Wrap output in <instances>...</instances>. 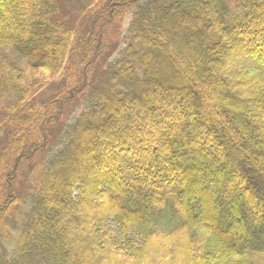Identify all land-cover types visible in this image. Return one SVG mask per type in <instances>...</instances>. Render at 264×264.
I'll return each instance as SVG.
<instances>
[{
    "label": "trees",
    "instance_id": "16d2710c",
    "mask_svg": "<svg viewBox=\"0 0 264 264\" xmlns=\"http://www.w3.org/2000/svg\"><path fill=\"white\" fill-rule=\"evenodd\" d=\"M0 264H264V0H0Z\"/></svg>",
    "mask_w": 264,
    "mask_h": 264
},
{
    "label": "rangeland",
    "instance_id": "374dc122",
    "mask_svg": "<svg viewBox=\"0 0 264 264\" xmlns=\"http://www.w3.org/2000/svg\"><path fill=\"white\" fill-rule=\"evenodd\" d=\"M131 17H132V15L130 13L125 17V19L121 23V25L115 24L113 26H110L109 31L106 35V41H107L108 37H110V38L113 37L112 35L115 33V27H116L117 33H119V35L117 37L119 39L118 41L119 42H120V40L124 41L123 38H121V34H122V31L124 32L126 30L127 24L130 22ZM93 64H95L94 69H93V73H95L94 71L98 70L95 68L98 67L99 65H101V55L97 56L96 61L94 63L92 62L89 65H87L85 70L82 71L83 66H85V65L81 66V68H77L76 69L77 71L75 70V72H74V78L72 79V81H74V80L79 81L81 78V74H84L85 73L84 71H86V73L88 72V74H89V76H87L88 77L87 80L90 81V83H91V78L93 79V73L91 74V69L93 68ZM44 75H46V72H44V71H42V72L41 71L40 72H29L27 75L28 76L27 78H28V81L30 82V81L36 80L37 78H42ZM91 75H92V77H90ZM53 79L58 80L59 77H56ZM53 79H51V78L48 79L47 85H45L41 88H38L37 91L32 95L33 97L37 98L36 99L37 101L49 100L53 95H55L60 90V88H62L63 80L60 82H55ZM64 84H67V82H65ZM79 104L80 103H77V106H75V107H73V104H68L64 110L62 119L64 121H66V120H68L69 117L73 116L74 112L76 114L80 113L81 107H79ZM30 182L33 183L32 178L30 179Z\"/></svg>",
    "mask_w": 264,
    "mask_h": 264
}]
</instances>
